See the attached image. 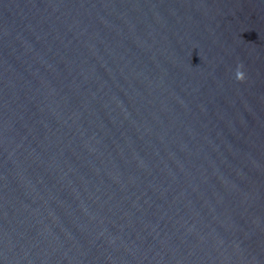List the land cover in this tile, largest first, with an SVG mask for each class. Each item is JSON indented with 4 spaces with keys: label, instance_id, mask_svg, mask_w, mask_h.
Wrapping results in <instances>:
<instances>
[{
    "label": "water",
    "instance_id": "95a60500",
    "mask_svg": "<svg viewBox=\"0 0 264 264\" xmlns=\"http://www.w3.org/2000/svg\"><path fill=\"white\" fill-rule=\"evenodd\" d=\"M0 264H264V0H0Z\"/></svg>",
    "mask_w": 264,
    "mask_h": 264
},
{
    "label": "clouds",
    "instance_id": "9594fccd",
    "mask_svg": "<svg viewBox=\"0 0 264 264\" xmlns=\"http://www.w3.org/2000/svg\"><path fill=\"white\" fill-rule=\"evenodd\" d=\"M243 75H244V74H243L242 72H239V71L237 72V78H238V79H239V78H242Z\"/></svg>",
    "mask_w": 264,
    "mask_h": 264
}]
</instances>
